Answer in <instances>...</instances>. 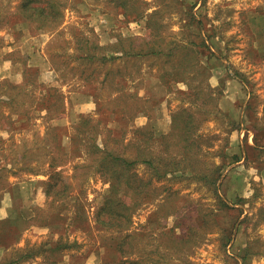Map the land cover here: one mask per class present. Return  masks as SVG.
<instances>
[{
    "label": "rangeland",
    "instance_id": "374dc122",
    "mask_svg": "<svg viewBox=\"0 0 264 264\" xmlns=\"http://www.w3.org/2000/svg\"><path fill=\"white\" fill-rule=\"evenodd\" d=\"M121 1L52 0L61 5V22L42 26L40 12L26 8L42 0H0V209L7 207L0 226L6 241L25 234L22 248L9 255L26 248L36 254L32 264H100L104 241L118 233L99 226L96 214L125 185L105 174L103 153L76 127L92 130L88 136L101 148L105 140L132 155L134 146L125 144L137 125L151 121V147L158 151L172 118L191 113L199 146L187 149L190 161L168 158L180 170L162 177L153 167L135 166L150 184L146 199L135 197L125 250L132 264H264V0H127L124 10ZM134 3L141 17L130 12ZM87 41L110 58L87 61ZM146 45L168 53L124 56ZM186 61L188 67L180 65ZM111 78H124L122 87ZM121 92L149 100V116L126 121L137 100ZM225 102L217 112L215 105ZM100 115L97 129L78 124L82 116ZM122 125L125 140L110 139L107 129ZM167 147L176 158L184 155L181 147ZM215 165L221 176L214 188L201 176ZM50 177L62 198L46 194L43 181ZM219 196L228 210H218ZM32 206L67 218L13 223L18 213L31 219ZM60 234L64 246L47 250Z\"/></svg>",
    "mask_w": 264,
    "mask_h": 264
},
{
    "label": "trees",
    "instance_id": "16d2710c",
    "mask_svg": "<svg viewBox=\"0 0 264 264\" xmlns=\"http://www.w3.org/2000/svg\"><path fill=\"white\" fill-rule=\"evenodd\" d=\"M42 1L43 2L41 5L37 3H34V4L27 3L26 4V8L28 9L27 12H30V13L37 12V11L40 12V16H39L40 21L43 22V23H40L41 25L46 24L48 26L51 23H54L55 25L59 24L62 19L61 18L62 17L61 5L58 3L51 2L52 0H42ZM127 2H128L127 0L121 1L120 7H122L123 10ZM130 2L133 3L134 1H130ZM126 7L129 8V6H126ZM133 8L136 9L135 3H134V6L129 8L131 14H135V17H138V16L141 17L140 15L142 14V12L137 11L136 13H134ZM124 13L127 14V12H124ZM158 33L159 32H157L156 35H158ZM129 38L131 40V37ZM143 40H146V43L149 44V39H147V37L143 38ZM202 43H203L204 51L205 52L208 51V46L205 43V41ZM176 44L178 43H175L173 46L169 47L170 49L168 52L177 48ZM87 45L84 46V51L86 50L85 51L86 54L82 56L85 59H87V61H91V62L100 61L104 63L107 61V59L110 58L107 56L106 53L95 54L94 49L98 48L97 44L92 43L91 41H87ZM181 47L186 48V46L184 45H181ZM166 50L167 48L164 46L160 48V51L157 50V48H155L154 46L151 47V45L150 46L146 45L145 48H140L139 50H135L134 47L132 48L130 47L128 50H124V52L126 53V54L124 53L125 54L124 56L140 57L141 55L146 56L149 54L164 55L168 53ZM188 50H190V45L188 47ZM188 60H190V58H188ZM180 63L181 62H179V64ZM189 64L190 62L186 61L184 63H181L180 65H183L184 67H188ZM159 78L162 81H164V84H166L167 86L169 85L168 84L169 80L165 79L164 72H161L159 74ZM122 79L124 78H120V82H116V83L114 82L113 78H111L109 81L115 87H118L116 89H119V87H122L123 85L121 83ZM121 94H123L124 96L130 95L133 98H136L137 100L136 104L131 107L130 113L129 114L125 113L127 115L126 121H131L140 112L147 114L149 116V112L147 111L150 105L149 100L147 99L144 100L142 97H139V96L137 98L134 93L121 92ZM112 110L115 111L113 108L111 109L110 112H112ZM106 111H107V108L105 110L103 109L101 110L103 114H106ZM182 117L184 118L182 119L180 117V119L179 118L177 119L174 116V123L172 125L171 131L167 134H160V136H158L159 144L162 146V148H160V150L158 151H155L151 147L152 140L154 139V132L150 128V126L146 125L143 127H135L133 130V135L131 136V138L126 140V144H125L128 146L131 145L132 147L134 146V148L132 149L133 151L132 155L122 154L121 152H116L113 149L108 148L106 146L105 140L103 141L104 147L101 148L98 145L96 138H91V136H88L90 135L89 132H91L92 130L89 131L88 133H85L86 132L85 129L76 127V129L78 130L77 133L79 132L82 133L81 134L82 137L85 136L84 138L86 139V142L91 144V147L94 148L96 152L101 151L103 153L100 160L102 164L101 169L105 172V174L107 176L109 175L112 176L117 184L125 185L124 194L123 195L110 194L112 197L108 196L106 198V200L104 201V205L100 208L99 212L97 211V214H96V221L99 226L106 227L107 229H112L118 233V234L116 233L117 235L112 236L110 241L108 242L106 240L104 241V253L105 254L102 255L100 264H110V263L112 264H132V260H131L132 258L130 257L131 253L127 252L124 246L127 243V241L129 242L130 237L132 235L131 232L128 231L130 222H131V212L130 211L134 203L137 202L135 200V197L137 195L140 196V199H146V192H147L146 187L147 185L150 184V181H147V180L144 181L143 178H141V176L134 170L135 166L137 164L142 163V164H145L146 167H149V168L153 167V169L157 172L158 176L162 177L170 173L171 174L176 173V171L180 170L179 168H177L178 166L176 165L174 166V168L169 167V165H167V163L169 162L168 158H170L172 162L174 161L178 164L181 161L188 162L193 158V157H189V155L187 157V149L191 148L190 150H193L192 149L193 146H199V140L194 138L193 136L194 135L193 133L196 128V125H194L193 123L195 118L191 115V113H187L186 117L185 116H182ZM104 118H105V115H100L99 118H97L96 120L90 116H87V117L82 116L80 120L81 123H78V124H81V125L91 124L93 123V120L96 122H101ZM92 126L94 127V129H97L98 124L93 123ZM107 132H108V137H110V139L114 141L122 143V139L125 140L124 138L125 137L124 135L125 126L123 125L121 128L116 129V130H114L113 128H108ZM170 134H174L175 136H177L174 142H170L169 140H167V136ZM171 144L181 147L184 155L178 158H176L177 156H172V154L168 152V147H167L168 145H171ZM220 169H221L220 166L215 165L212 168V174L208 175L207 173H205L201 177H203L205 181L208 180L209 184L215 188L217 181L219 177L221 176ZM107 172L109 173V175ZM51 179L52 177H50L49 180L43 181L45 185L46 194H49V195L52 194L56 198H62V193L58 192L57 190H55V188H53L54 183ZM126 199L131 200L132 203L129 204L126 201ZM218 202L220 204V207H218V210H221L222 208L228 210V208H230V206L226 204V201L220 198V196L218 197ZM32 210L35 211L36 213L32 216L31 219H29V217L27 218L23 216L21 213H18L13 219V223L18 224L19 226L23 224V221L24 222L29 221L31 223H35L36 218L40 216L41 219H45L47 223L58 224L60 221L66 220L67 218L66 215L61 214V212L58 210L56 212H52L49 210L48 213L47 212L45 213L44 209H41L38 206H32ZM101 213L106 214L107 216L101 217ZM18 230H20V228ZM166 230H167L166 227L162 228L159 235L166 233L167 232ZM228 234L231 235V232H229ZM61 237L62 236L60 234L57 240H55L53 243H49L47 250H50V252H52L53 250L55 251L60 250V248L64 246L61 243ZM31 254H32L31 251L27 252V256H30ZM246 255L247 254L245 253L244 257H246Z\"/></svg>",
    "mask_w": 264,
    "mask_h": 264
},
{
    "label": "crops",
    "instance_id": "0c3cea01",
    "mask_svg": "<svg viewBox=\"0 0 264 264\" xmlns=\"http://www.w3.org/2000/svg\"><path fill=\"white\" fill-rule=\"evenodd\" d=\"M209 60H211V59H209ZM226 73L229 75V72L228 71ZM169 75H171V74L169 73ZM222 79H224V78H220V80H222ZM216 105H215V108H216V111L217 112L220 111V110L224 111V106L226 105V102H225L224 105H221V103H220V105H218V104H216ZM218 106L220 108H218ZM150 122L151 121L148 120V121L144 122V124H141L139 126L137 125L136 127H143V126L149 125L152 130H155L154 127H153V124L150 123ZM173 123H174V117L172 118L170 124L168 125V127H169L168 130L171 131ZM241 123H242V121H241ZM235 127L236 126L232 125L231 128H230V130L231 131L234 130ZM237 127H239V126L237 125ZM228 137H229V134H228ZM231 139H232V136L230 137L229 145H232V143H233V141ZM239 158L240 159L241 158L243 159L242 155H239ZM6 208L7 207H3L2 209H0L2 211V212H0V222H1V220L3 221L6 218V211H5ZM1 229L2 228L0 226V264H32L31 262H32L33 259H31V258L34 257V256H36V254L35 253L34 254L32 253L30 256H27V252L28 251H27L26 248H23V251L18 252V254L15 255V256L14 255L13 256L12 255H9L11 249H20V248H22L21 246L24 243L23 241L25 239V234L24 235H20L18 233L17 236L13 237L12 239L9 238L6 241V240H3V236L1 235V232H2Z\"/></svg>",
    "mask_w": 264,
    "mask_h": 264
}]
</instances>
